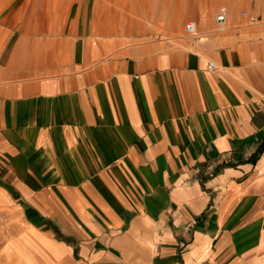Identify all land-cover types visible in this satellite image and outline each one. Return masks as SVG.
Returning <instances> with one entry per match:
<instances>
[{
  "label": "crops",
  "instance_id": "0c3cea01",
  "mask_svg": "<svg viewBox=\"0 0 264 264\" xmlns=\"http://www.w3.org/2000/svg\"><path fill=\"white\" fill-rule=\"evenodd\" d=\"M17 1L0 0V264H264V27L132 41L200 4L49 0L34 25Z\"/></svg>",
  "mask_w": 264,
  "mask_h": 264
},
{
  "label": "rangeland",
  "instance_id": "374dc122",
  "mask_svg": "<svg viewBox=\"0 0 264 264\" xmlns=\"http://www.w3.org/2000/svg\"><path fill=\"white\" fill-rule=\"evenodd\" d=\"M52 3L54 2L57 5H60L62 2H68L73 5L72 10L75 12L80 9V6L83 5L84 9L86 7V10L88 13L91 11V2H95V10L97 4H104L105 6L107 4H111V1L108 0H50ZM134 4H140L144 5V8L142 11L146 10V6L148 3L154 4L155 1L160 0H131ZM169 2H173L174 0H168ZM178 5V10L181 13V10L186 8L187 1L188 0H175ZM190 1V0H189ZM19 5L21 9H24L26 7L30 12H33L32 16L33 19L32 23L34 25H41L42 24V11L44 9L43 5L47 4L49 0H18ZM115 2V8L116 10H122V2L123 0H114ZM128 2V0H127ZM141 2V3H140ZM196 3H199L200 7L198 8V14L199 17L197 19H187L184 17H172L166 19V26H167V33H157V34H150V35H142L141 38L131 39L137 40V41H161L164 42H184L186 44H189L193 40L200 39L205 36H211L212 34H218L220 32L228 31V28L230 26L237 27L238 25L243 26H254L257 28H260V26L264 23V0H195ZM24 6V7H23ZM28 6V7H27ZM102 8L99 13L100 15H106V7ZM224 6L227 9L228 12V19L227 22L221 26L218 25L215 21V13L218 10L219 7ZM58 9V8H57ZM101 9V8H100ZM242 10H247L249 13L256 15L259 19V22L255 24H248V21L241 15ZM145 12V11H144ZM23 13V12H22ZM21 13V14H22ZM94 13H97L95 11ZM131 15L137 16V13L131 11ZM163 20V22H162ZM142 21L147 24H153V25H164V19L157 20L154 17H142ZM157 22V23H156ZM187 22H193L196 27V35L195 38H193L192 35H189L185 31V24ZM230 25V26H229Z\"/></svg>",
  "mask_w": 264,
  "mask_h": 264
},
{
  "label": "built area",
  "instance_id": "2783aa9c",
  "mask_svg": "<svg viewBox=\"0 0 264 264\" xmlns=\"http://www.w3.org/2000/svg\"><path fill=\"white\" fill-rule=\"evenodd\" d=\"M240 13L250 24H255V23L259 22L258 17L256 15L249 13L247 10H242ZM214 18H215V21L218 25L223 26L227 22V19H228V12H227L226 7H224V6L219 7L215 13ZM262 26L264 27V23ZM184 28H185V31L189 35H192L193 38H195L196 27H195V24L193 22H187L185 24ZM206 66H207V69H210V70L217 68L216 64L213 62H207Z\"/></svg>",
  "mask_w": 264,
  "mask_h": 264
},
{
  "label": "bare ground",
  "instance_id": "6f19581e",
  "mask_svg": "<svg viewBox=\"0 0 264 264\" xmlns=\"http://www.w3.org/2000/svg\"><path fill=\"white\" fill-rule=\"evenodd\" d=\"M230 26V25H229Z\"/></svg>",
  "mask_w": 264,
  "mask_h": 264
}]
</instances>
